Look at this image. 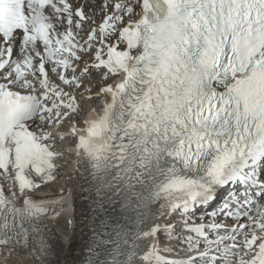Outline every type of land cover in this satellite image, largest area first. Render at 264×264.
<instances>
[{
    "label": "snow or ice",
    "instance_id": "obj_1",
    "mask_svg": "<svg viewBox=\"0 0 264 264\" xmlns=\"http://www.w3.org/2000/svg\"><path fill=\"white\" fill-rule=\"evenodd\" d=\"M96 76L115 79L69 135L98 194L122 188L126 209L163 198L187 214L240 185L243 201L234 189L217 213L237 219L230 204L264 198V0H0V179L11 170L16 189L8 197L0 187V246H26L42 231L47 209L30 194L54 179L57 158L44 126L78 113L64 86L78 91ZM254 207L233 229L185 220L196 239L171 226L102 236L87 264H264V205ZM245 228L251 258L227 259ZM161 231L186 246L184 257L161 255L172 251L160 248Z\"/></svg>",
    "mask_w": 264,
    "mask_h": 264
},
{
    "label": "bare ground",
    "instance_id": "obj_2",
    "mask_svg": "<svg viewBox=\"0 0 264 264\" xmlns=\"http://www.w3.org/2000/svg\"><path fill=\"white\" fill-rule=\"evenodd\" d=\"M97 19H99V17ZM81 35H84V32H81ZM68 76L69 77L71 76L70 72L68 73ZM113 79L115 78H110L107 82L104 83H101L99 81L98 76L92 78L91 80L85 79L83 81L82 88L79 89L78 91L70 90L67 88V86H64L65 91H71V94L75 96L77 105L79 107V113L75 115H69L68 118L65 119V121L75 120L78 123V126L84 127L85 116L92 109L96 108L100 104L101 99H103L102 97L97 96V92L99 91V88L107 83H112ZM53 82L57 84L59 83L55 79H53ZM88 89H90V91H88ZM89 95L92 96V99L85 98ZM84 103H90V106L88 105L89 108L88 107L86 108L84 106ZM60 124L62 125V123ZM53 125L56 124L53 123L51 126L45 125L44 131L51 133L52 139L48 141V143L52 145L51 150L58 155V153L60 152L55 151L56 147L65 148L64 147L65 145L63 144L66 141H70L71 137L64 134L63 135L64 139L61 140L60 139L61 135H57L53 133ZM31 130L37 131L36 128H32ZM66 148L63 151V154L66 155L67 153L70 154L69 151H71L72 147L70 146L68 147L69 151H66ZM59 160L63 161L65 160V158L59 159L57 156L56 160L54 161V164L56 166L55 174L56 171L60 170L59 169L60 165H63L62 163H59ZM71 160H73L74 163H70V162L67 163L65 167L66 174L64 173L67 176L66 178H70L71 180L69 188L68 187L67 189L61 188L60 190L57 187L59 191H54V192L51 191L48 193L46 191V194H39L33 191L30 194V198L33 200L34 203L41 204L43 207L47 209L45 216L41 218L40 227L42 231L39 233L40 239L43 242L45 249L44 258H42L41 260L39 259L38 248H35V253L33 255L29 254L31 257L29 258L27 257V246H25L24 248L16 247L14 248L15 250L13 251L15 253L18 252L17 249L23 250L21 252L19 251L20 253L23 254V256L21 254V261L15 260L11 256L6 261L8 264H29V263L31 264V261H33L34 264H87V261L91 256V253L89 252V247L94 246L95 241L101 238L102 236L103 238H107L109 236V234L107 233V227L109 225L108 219L111 218V216H115L116 212L112 213L113 209L110 208L107 192L106 190L103 189L99 192V194L97 193L96 190L97 185L94 183V181L91 178L90 175L91 170L88 167L86 161H82L78 163V157L74 158L72 155H71ZM8 175L10 178L9 180L12 181L13 174L11 173V170H9ZM32 178H36V177L33 176ZM5 182H7V180L4 179H2L0 182L1 186L3 187V190H5V186H6ZM64 182H66V180ZM65 186L67 185L65 184ZM13 187L15 188V185ZM14 188L5 192L7 193L6 196L11 197L12 192L16 191V189ZM69 197H70V202H68ZM23 198L24 196L17 193V197L14 201L17 207H20L22 205ZM169 204H170V200L163 198L151 202L149 204L148 213L146 217V222L148 223L149 229H151L153 226H159L161 229H164L165 227L169 226L170 223L173 221L170 218L172 216H175L176 220L181 225L180 229L181 228L184 229L185 220H187L188 226H190L189 225L190 215L183 214L180 211H175L170 213L168 209ZM67 205L70 207H68ZM262 205H264V202L262 203ZM251 217L255 218L256 212H254L251 215ZM234 224L235 221H231L229 229L237 228V226L240 224L243 225L249 224V218L242 220L237 225ZM177 231L173 232V235H179ZM250 232H251L250 228H245L243 229L244 234H240L239 232L235 234L236 244L239 246V249H241V251L239 252V257L234 259L233 261L238 260L241 256H243L244 259L251 258L250 254L245 255L244 251L242 250L245 236ZM185 234H187L188 236L191 235L193 236L194 239H196V237L191 233L185 232ZM215 234L217 233L212 231L211 237L213 238ZM220 234H226V233L221 232ZM159 236L161 241L159 246L161 249H163V245H166V247L173 246V248L179 249L177 253L179 255H182L179 256L178 258L184 257L183 248L185 246L178 248L177 244H180V242L176 240H172L171 242H165L168 240V236L167 233H165L164 231H161L159 233ZM151 242H152L151 239L145 240L144 241L145 247H147V245L150 244ZM34 244H38V242L35 241ZM227 245L229 244H225V246ZM3 252L0 249V253ZM20 253L17 254V256H20ZM173 253L174 252L166 253V251H161V255L166 256V258H169L171 255H173ZM5 255L7 254L5 253L4 256L0 254V258L2 259V257L3 258L6 257ZM25 256L29 260H27Z\"/></svg>",
    "mask_w": 264,
    "mask_h": 264
},
{
    "label": "rangeland",
    "instance_id": "obj_3",
    "mask_svg": "<svg viewBox=\"0 0 264 264\" xmlns=\"http://www.w3.org/2000/svg\"><path fill=\"white\" fill-rule=\"evenodd\" d=\"M87 104V105H86ZM83 105V104H82ZM90 106V103H84V106L87 108H89V106ZM78 113H79V111H78ZM62 123V122H61ZM63 126V123H62V125L59 123V127L58 128H60V127H62ZM53 127H55L56 129H58L57 128V126L56 125H53ZM70 141H66L63 145H65L64 147L66 148V151H69L68 150V147L70 146V147H72L71 145H70ZM65 148H62V147H56V149H55V151L56 152H60V153H58V158L59 159H64L65 158V160H63V161H61V160H59V163H62L63 165H60V167H59V171H56V174H55V172H54V174L53 175H55L54 177H56V178H54L53 180H52V182L50 181V182H48L47 184H44L43 185V183H42V186H41V188L40 189H38V190H33L34 192H37V193H39V194H46V191H47V193L48 192H54V191H59V189L61 190V188L62 189H67V187L69 188V185H70V178H66L67 176L65 175L66 174V169H65V167H66V165H67V163H74L73 162V160H71V155L70 154H63V151L65 150ZM62 154V155H61ZM59 156H61V157H59ZM67 161V162H66ZM63 169V170H62ZM65 170V171H64ZM62 171V172H61ZM65 173V174H64ZM63 176H62V175ZM65 175V176H64ZM64 178H66V179H64ZM10 178H9V175L6 177V180H7V182H6V188L8 189V191L10 190V189H13L14 187V185L10 182V180H9ZM33 179H35V181L37 182V183H41V181L38 179V178H33ZM65 181L66 180V182H64L63 180ZM56 180V181H55ZM62 180V181H61ZM67 180H69V181H67ZM62 182V184H61V182ZM57 182H58V184H57ZM67 185V186H65V184ZM10 186V187H9ZM62 186V187H61ZM65 186V187H64ZM59 189H58V188ZM15 189V188H14ZM159 235V234H158ZM160 237V236H159ZM10 250V251H9ZM15 249L13 248V249H6V250H4L5 252H6V254H8V255H5L6 257H8V256H12V258H14L15 260H20L21 261V254L22 253H20L21 251H23L22 249L21 250H19V249H17V253H15V252H13ZM20 251V252H19ZM20 253V256H17V254H19ZM2 256H4V253H0ZM16 254V255H15ZM22 256H23V254H22ZM26 257V256H25ZM28 257V256H27ZM26 257V259L27 260H29L28 258ZM3 258V257H2ZM5 258V257H4ZM6 259V258H5ZM7 259L6 260H4L3 259V264H6L7 262ZM1 264V263H0ZM30 264V263H29Z\"/></svg>",
    "mask_w": 264,
    "mask_h": 264
}]
</instances>
